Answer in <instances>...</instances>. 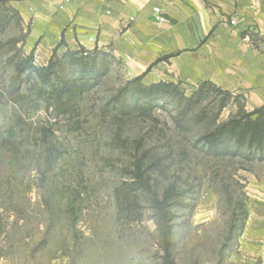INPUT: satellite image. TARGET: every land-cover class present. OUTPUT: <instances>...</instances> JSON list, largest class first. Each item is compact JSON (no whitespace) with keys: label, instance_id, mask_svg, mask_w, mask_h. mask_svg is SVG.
I'll return each instance as SVG.
<instances>
[{"label":"rangeland","instance_id":"374dc122","mask_svg":"<svg viewBox=\"0 0 264 264\" xmlns=\"http://www.w3.org/2000/svg\"><path fill=\"white\" fill-rule=\"evenodd\" d=\"M132 78L114 60L72 113L36 101L29 84L9 107L0 264H264V159L216 156L202 139L220 96L186 117L170 105L121 115L109 101ZM180 88L189 96L196 85ZM235 111L227 105L219 120ZM169 187L160 211L154 198Z\"/></svg>","mask_w":264,"mask_h":264},{"label":"crops","instance_id":"0c3cea01","mask_svg":"<svg viewBox=\"0 0 264 264\" xmlns=\"http://www.w3.org/2000/svg\"><path fill=\"white\" fill-rule=\"evenodd\" d=\"M29 25L25 49L46 63L66 47H97L145 83L209 80L264 104V0H12ZM160 8L163 22L153 16ZM133 18V20H131ZM230 19L235 24H230ZM254 34L256 45L243 31ZM93 36L94 43L88 38Z\"/></svg>","mask_w":264,"mask_h":264},{"label":"trees","instance_id":"16d2710c","mask_svg":"<svg viewBox=\"0 0 264 264\" xmlns=\"http://www.w3.org/2000/svg\"><path fill=\"white\" fill-rule=\"evenodd\" d=\"M11 1L0 0V136L2 125L9 118V107L26 101L28 95L23 89L27 84L32 86L36 101L51 106L57 113H72L78 108L81 96L101 83L114 61L111 54L96 46L91 49L66 47L57 52L66 46L61 40L45 65L36 64L34 49L27 52L24 47L29 25L24 26ZM9 30L16 32L5 37ZM245 35L256 45L253 33L245 30L242 36ZM180 84L171 81L145 84L142 76H136L125 82L109 104L121 115L147 113L170 105L180 117H186L198 101L211 94L220 96L217 112L209 124L211 128L202 136L208 150L216 156H241L248 161L264 159V104L247 110L244 94L224 90L209 80L199 81L189 96ZM229 104L236 105V111L220 121L221 111ZM138 171V186L149 188L140 168ZM173 195L174 188H167L161 201L154 198L155 207L162 211L163 203ZM3 230L0 216V236ZM2 254L0 246V258Z\"/></svg>","mask_w":264,"mask_h":264},{"label":"built area","instance_id":"2783aa9c","mask_svg":"<svg viewBox=\"0 0 264 264\" xmlns=\"http://www.w3.org/2000/svg\"><path fill=\"white\" fill-rule=\"evenodd\" d=\"M153 16H154L155 20H157L158 22H163L164 21V17L162 15H160V8L159 7H154L153 8ZM131 20H133V18H131ZM229 23L230 24H235V20L234 19H230ZM88 41L90 43H94L95 42V38L93 36H90L88 38ZM84 48L91 49V48H87V47H84Z\"/></svg>","mask_w":264,"mask_h":264}]
</instances>
